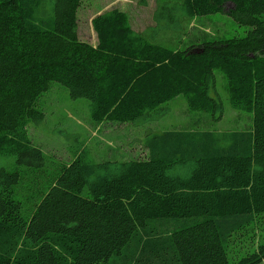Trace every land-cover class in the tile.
I'll use <instances>...</instances> for the list:
<instances>
[{
    "label": "trees",
    "instance_id": "16d2710c",
    "mask_svg": "<svg viewBox=\"0 0 264 264\" xmlns=\"http://www.w3.org/2000/svg\"><path fill=\"white\" fill-rule=\"evenodd\" d=\"M81 1L0 0V264H260L264 0H156L142 31L105 10L90 19L95 46L77 34ZM169 2L178 31L162 35ZM222 11L249 27L243 36L181 46L195 17ZM215 70L250 129L149 130L143 159L94 161L79 148L55 164L25 128L44 117L52 82L97 120L142 126L179 94L216 119Z\"/></svg>",
    "mask_w": 264,
    "mask_h": 264
},
{
    "label": "rangeland",
    "instance_id": "374dc122",
    "mask_svg": "<svg viewBox=\"0 0 264 264\" xmlns=\"http://www.w3.org/2000/svg\"><path fill=\"white\" fill-rule=\"evenodd\" d=\"M170 3H164L166 8H170L169 13L163 8L161 10L163 14L159 17L160 23L163 24L160 29L162 35H174L178 31L168 16L177 18L180 11L171 7ZM155 4L156 0H147L144 5H141L139 0H82L77 7V34L80 39L95 46L97 36L90 19L104 8L106 10L115 8L125 12L130 25L136 30H142L153 23L151 16ZM248 29L249 27L238 25L224 11L200 15L195 17L192 26L186 29L188 35L181 46L203 38L226 39L243 36ZM161 43L171 45L163 40ZM215 74L217 93L224 105L222 115L216 119L207 112L188 108L184 95L179 94L162 105L163 115L142 126L123 124L108 117L97 120L89 115L87 99H71L66 87L58 82H52L50 89L38 100L42 105L44 117L38 122L30 121L25 128L30 141L40 147L55 164L70 162L74 156L73 151L79 148L85 150L94 161L143 159L147 156L143 135L149 130L207 129L223 132L250 129L252 114L230 107L226 79L218 70H215ZM7 161L8 159L0 157V166L5 165ZM260 222L262 221L257 223L258 226H261ZM256 233L259 237L264 235V230L257 229ZM260 264H264V261Z\"/></svg>",
    "mask_w": 264,
    "mask_h": 264
},
{
    "label": "crops",
    "instance_id": "0c3cea01",
    "mask_svg": "<svg viewBox=\"0 0 264 264\" xmlns=\"http://www.w3.org/2000/svg\"><path fill=\"white\" fill-rule=\"evenodd\" d=\"M104 9H105V8H104ZM104 9H103V11H104ZM105 10H106V9H105ZM103 11H102V12H103ZM100 13H101V12H100ZM150 25H151V24H150ZM148 26H149V25H148ZM132 28H133V27H132ZM145 28H146V27H145ZM145 28H144V29H145ZM133 29L136 30L135 28H133ZM144 29H142V30H144ZM142 30H136V31H142ZM93 45H94V44H93Z\"/></svg>",
    "mask_w": 264,
    "mask_h": 264
}]
</instances>
